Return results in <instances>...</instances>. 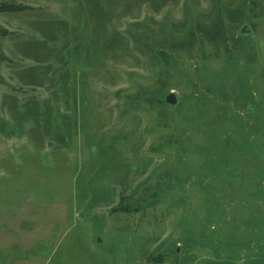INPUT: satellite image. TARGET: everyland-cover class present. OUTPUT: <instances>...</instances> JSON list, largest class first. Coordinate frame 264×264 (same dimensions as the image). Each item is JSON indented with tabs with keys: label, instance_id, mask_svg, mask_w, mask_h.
Wrapping results in <instances>:
<instances>
[{
	"label": "rangeland",
	"instance_id": "1",
	"mask_svg": "<svg viewBox=\"0 0 264 264\" xmlns=\"http://www.w3.org/2000/svg\"><path fill=\"white\" fill-rule=\"evenodd\" d=\"M0 264H264V0H0Z\"/></svg>",
	"mask_w": 264,
	"mask_h": 264
},
{
	"label": "water",
	"instance_id": "2",
	"mask_svg": "<svg viewBox=\"0 0 264 264\" xmlns=\"http://www.w3.org/2000/svg\"><path fill=\"white\" fill-rule=\"evenodd\" d=\"M250 31V28L249 26H244V28L242 29V33H249ZM166 102L172 104V105H175L176 102H177V99H176V95L174 93H171L169 94L167 97H166Z\"/></svg>",
	"mask_w": 264,
	"mask_h": 264
},
{
	"label": "trees",
	"instance_id": "3",
	"mask_svg": "<svg viewBox=\"0 0 264 264\" xmlns=\"http://www.w3.org/2000/svg\"><path fill=\"white\" fill-rule=\"evenodd\" d=\"M23 8H25V7L21 6V5H17L15 7L10 8V9H6V11L17 12V11H22Z\"/></svg>",
	"mask_w": 264,
	"mask_h": 264
}]
</instances>
